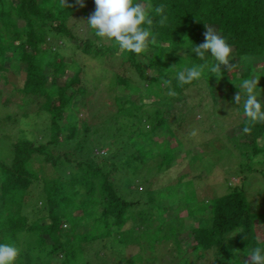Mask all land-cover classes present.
Returning a JSON list of instances; mask_svg holds the SVG:
<instances>
[{"label": "trees", "instance_id": "16d2710c", "mask_svg": "<svg viewBox=\"0 0 264 264\" xmlns=\"http://www.w3.org/2000/svg\"><path fill=\"white\" fill-rule=\"evenodd\" d=\"M150 2L154 7L163 8L160 15H153L152 32L156 35V44L147 54L122 53L147 80L146 91L141 92L139 86L119 72L114 73L106 83L111 88L113 111H108L109 116L93 125L87 120H78L75 114L80 112L84 102H88L83 68L63 59L60 52L63 42L52 50L49 40L51 36L60 35L73 40L84 52L100 56L119 52L115 43L99 45L94 36L82 42L75 29V21L80 18L78 13L87 20L90 9L96 8L94 0H84V7L76 0H0V85L12 83L13 90L23 94L21 105L42 97L40 108L49 115L37 124V131L42 135L21 136L16 141L3 139L11 148V155L7 160L0 159V242L14 243L20 249L17 264H123L129 260L136 264L143 259L150 262L157 258L159 245L164 241H172L180 251L178 236L187 224L195 232L192 247L199 258L208 248L217 247L213 264H243L250 259L247 254L252 248L264 244V210L260 205L253 206L241 187L210 200L192 201L194 182L184 179L187 173L182 174L176 184L152 188L154 181L149 178L153 171L150 170L144 177L148 186L145 206L134 211L132 207L138 203L127 199L123 193L124 187H130L131 176L137 175L138 162H149L157 154L161 157L156 167L158 172L166 171L175 159L178 144L183 143L175 135L177 146L171 141L154 140L156 128L165 122L169 124L161 108H156L154 114L143 108L149 102L148 97L155 99L160 95L161 83L173 85L179 94L190 86H179L174 75L183 64L201 63L196 61L199 58L195 53L188 54L187 49L181 48L185 36L196 44L203 43L206 25H213L237 56H264V0ZM162 17H166L164 23H160ZM29 47L33 50L29 51ZM51 55L53 60L43 64L45 57ZM12 56L26 63L24 73L18 65L10 66L8 59ZM141 57L152 71L143 65ZM230 63L233 67L221 65L216 75L233 79L238 74L249 79L257 72L250 64L248 71L238 73L234 58ZM47 71L52 73L51 80ZM61 71L62 74L71 71L62 83L59 82ZM205 72V77L213 75L207 73V69ZM12 73L16 81L10 79ZM261 75L264 70L259 73ZM118 83L125 92L117 91ZM210 84L212 91L217 90L213 81ZM258 86L264 87V83ZM2 89L0 87V100ZM135 93L140 94L142 101L136 102ZM224 96L225 93L221 97ZM10 102V96L3 99L5 105ZM239 109L243 111L242 106ZM66 110L64 124L61 119ZM142 110L150 125L147 127L141 117L137 127L130 130L127 124L140 117ZM6 117V121L13 124L21 123L15 114L8 113ZM245 127L250 131L244 132ZM124 129H129L125 136L122 135ZM241 129L243 135L235 134L230 138V148L218 151L239 153L241 168L252 169L256 157L260 156L258 162L264 163V123H253L245 117ZM102 147H107L111 155H99L98 149ZM128 154V165H131L122 164L128 170L124 169L122 174L126 179L124 186L119 187L117 177L110 174L108 167L111 168L110 161ZM182 186L189 188L187 193L179 191ZM168 203L174 208L184 206L187 217L194 221L185 223L182 217L177 223H169V229L164 230L162 224L167 223L164 214ZM97 209L98 217L87 221L86 215ZM77 211L82 213L77 215ZM197 221L205 223L197 224ZM128 222L130 226L124 227ZM87 224L88 231L83 229ZM137 225L142 227L136 229ZM132 244H140L141 252L117 261V255L123 254V249ZM146 250L156 255L145 256Z\"/></svg>", "mask_w": 264, "mask_h": 264}, {"label": "rangeland", "instance_id": "374dc122", "mask_svg": "<svg viewBox=\"0 0 264 264\" xmlns=\"http://www.w3.org/2000/svg\"><path fill=\"white\" fill-rule=\"evenodd\" d=\"M93 5L96 7L95 3H93ZM94 9V7L90 9L91 13L89 16L94 12ZM78 14L80 18L76 19L75 22L77 23L74 25L75 29L78 30L80 37L83 39L82 42H84L87 37L93 35L85 29L87 22L86 17L80 12ZM207 27L216 28V26L213 25H208ZM49 41L51 42L50 48H52V50L58 47L59 44L64 43V46L60 50L64 56L63 59L78 65L80 64L84 70V75L86 76L85 81L88 88V94L86 96L88 99V102L86 103L88 104L84 105L86 104L84 102L80 107V112L77 111L75 113L78 120H87L95 125L100 120H104L109 116L107 113L108 111H113L112 107H114V103L111 98V88L106 86V83L108 84L110 82L114 73L119 72L123 77L129 79L132 84L139 86L141 92L146 91L145 87L147 86V80L140 76L139 72L128 63L126 60L127 57L122 56L121 52H115V54L111 56H100L93 53H87L81 50L73 40L65 39L60 35L51 36ZM97 44H101L98 39ZM104 44L112 45L113 43ZM28 50L32 51L33 49L32 47H29ZM232 55L235 63L238 64V73L248 71L250 64H253L257 69V72L253 73L250 78L253 76H259V73L264 70V56H237L233 48ZM48 60H53V56H46L43 64ZM8 61L11 62L10 66L15 67L14 65H18L22 69V73H24L25 62H20L13 56L10 57ZM141 61L149 71H152L151 68L147 66L148 62L145 58L141 57ZM60 73L59 82L62 83L67 75L70 76L71 71H68L65 74H62V71ZM47 74L49 75V80H51V71H47ZM223 76L224 75L219 76V78L216 76H211L210 78L205 77L203 82H195L184 88L183 94L177 93L173 85L161 83L162 89L160 95H157V98L155 99L154 96L147 98L149 102L143 109L154 114L156 108H161L165 113L168 122L167 124L170 126H167L165 122L156 128L154 140L159 142L161 140L171 141L177 146V142L174 140L173 136L175 135L178 137L177 139H180L183 143L178 144L175 159L173 163L167 167L166 171L158 172L156 167L160 163L161 157L156 156L157 154L149 162H138L137 165H139L140 168L137 171V175L131 176L132 182L130 183V187H124L123 189V193L127 199H133L134 202L138 203L132 207L134 211L137 212L147 204L145 190L148 189V186L146 181H144V177L150 173V170L153 171V174L149 178V181H154L151 185L152 188L161 184H176L177 179H179L182 174L187 173V176L184 179H193L194 182L193 188L195 193L191 197L192 201H199L200 199L210 200L214 196L225 195L236 187H241L252 202L253 206L260 205L264 210V175L261 173L264 172V163L258 162L261 157L258 156L255 158L252 169H242L240 166L241 160L239 153L221 154L218 151L224 148H230L232 145L230 138L235 136V134L243 135L241 125L246 117L244 112L239 109V106H242V104L236 105L234 101V97L239 91H242L240 84L244 79L238 74L235 75L233 79H227V77ZM10 79L12 81L17 80L14 73L10 75ZM209 81H213L216 84L217 90L212 91ZM260 82L264 83V77L260 78L258 85ZM0 87L3 88V95L0 100V159L7 160L11 155V148L7 145V141H3V139L7 137L10 141H16L17 138H20L21 136L33 138L37 133L42 135L37 131V124L42 119L49 117V115L40 108L41 101L43 100L42 97L38 96L31 101V103L22 104V107L20 103L23 94L21 92H15L12 88V83L0 85ZM258 87L264 89L262 86ZM116 88L119 93L125 92V90H121L123 88L121 83H118ZM170 88L175 91L176 94L174 96L168 94ZM223 93H225L226 96L221 97ZM9 96L11 97L10 104H3V99ZM166 96H169V99L166 100ZM133 98L136 102L142 101L139 93L133 94ZM260 99L264 100V93H262ZM144 110L141 111L140 117L127 124L129 125L130 130L137 127L141 117L146 121L147 115ZM24 112H29V114L27 116L23 115ZM37 112L41 113L43 116L41 117ZM8 113L20 117L21 123L13 124L10 121H6L8 120L6 117ZM67 115L68 111L66 110L62 116L61 123L65 124L67 122ZM146 125L148 127L150 123L146 121ZM4 127L6 128L3 132ZM129 129L122 130V135L125 136L129 132ZM193 131L196 133L194 136L192 135ZM110 140H114V138H110ZM262 140H264V137H262ZM44 141H46V139ZM98 151L100 152L99 155L102 154L107 157L111 155L107 147H102V149H98ZM234 151L237 150L234 148ZM129 158L130 156L128 154L120 159L110 161L112 164H110L111 168L108 167V171H110V174L113 177H117L119 187L124 186L123 180L126 178L122 173L123 171L128 170L126 167L122 166V164L124 163L129 167L131 165H128ZM260 169L261 172H259ZM119 173H121L122 176H117ZM188 189L189 188L186 186H182L179 188V191L183 194L187 193ZM76 213L79 215L82 212L77 211ZM99 214L100 212L97 209L96 211L87 214L86 219L87 221L92 222ZM164 215V219L167 221L165 225L162 224L164 230L169 229V223H177L182 217V220L185 223L194 221L192 218L187 217V212L185 211L184 206L181 207V205H177V207L175 206L174 208L172 203L167 204V211ZM199 222L202 224L205 223L204 221H197L196 223L199 224ZM130 224L131 223L128 222L124 227H129ZM88 227L89 224L83 226V229L88 231ZM141 227L142 226L137 225L136 229H140ZM231 234L235 235L236 232H232ZM178 237L181 241L180 251L172 241H164L159 245V252L157 253V258L155 260L150 262L145 259L142 261L137 260L136 264L214 263L217 247L214 245L213 247L208 248L203 257L199 258L192 247V244H194L195 241V232L189 227V224L186 225L185 229ZM141 248L142 246L140 244L129 245L123 249V254L117 255L116 260L121 261L120 259L122 257L125 259L135 256L141 252ZM144 255L153 256L156 255V252L151 253L149 250H146ZM248 260L250 261V259ZM184 261L186 262L184 263ZM123 264L132 263L129 260L123 261Z\"/></svg>", "mask_w": 264, "mask_h": 264}, {"label": "clouds", "instance_id": "9594fccd", "mask_svg": "<svg viewBox=\"0 0 264 264\" xmlns=\"http://www.w3.org/2000/svg\"><path fill=\"white\" fill-rule=\"evenodd\" d=\"M76 2L85 6L84 0ZM94 3L95 11L87 19L86 27L83 26L99 43H115L119 52L137 56L147 54L156 44V35L152 32L153 15H160L162 7H154L150 0H94ZM165 20L166 17H162L160 23ZM183 40L181 48L187 49L188 54L195 53L199 58L196 61L201 63L183 64L175 71L179 86L203 82L205 69L219 78L216 74L221 71V65L233 67L230 63L234 58L232 46L216 28L207 27L203 43L196 44L187 36ZM261 76L244 79L240 84L242 91L234 97L236 105L242 104L244 115L253 123H264V100L260 99L264 89L258 87ZM168 94L174 96L176 93L170 88ZM243 131L247 133L250 129L245 127ZM192 135H196L195 131ZM19 255L20 249L14 243L0 242V264H17ZM247 256L250 261L245 260L243 264H264V244H257Z\"/></svg>", "mask_w": 264, "mask_h": 264}]
</instances>
